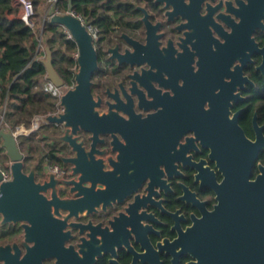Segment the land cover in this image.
Wrapping results in <instances>:
<instances>
[{
  "label": "flooded vegetation",
  "instance_id": "1",
  "mask_svg": "<svg viewBox=\"0 0 264 264\" xmlns=\"http://www.w3.org/2000/svg\"><path fill=\"white\" fill-rule=\"evenodd\" d=\"M123 1L138 15L127 16L126 29L115 20L108 38L100 28L92 94L100 115L113 113V130L96 140L104 151L96 159H103L104 170L116 169L110 159L118 161L115 181L132 191L107 209L66 220L71 236H62V246H53L46 224L34 226L35 240L24 243L26 221L2 224L0 216L8 264H219L209 256L219 243L197 228L239 160H246L251 180L264 171V0ZM139 6L147 9L149 28ZM43 125L54 134L64 130ZM93 135L79 131L86 149ZM42 139L47 149L41 155L24 152V171L36 165L37 181L49 179L51 153L72 155L67 144ZM60 161L63 174L56 177L78 179L72 165ZM59 186L61 197L74 196L72 184ZM228 244L238 250L241 241ZM4 258L0 264H7Z\"/></svg>",
  "mask_w": 264,
  "mask_h": 264
},
{
  "label": "water",
  "instance_id": "2",
  "mask_svg": "<svg viewBox=\"0 0 264 264\" xmlns=\"http://www.w3.org/2000/svg\"><path fill=\"white\" fill-rule=\"evenodd\" d=\"M153 1L164 3L166 0ZM172 3H167L166 6L177 8L175 3ZM138 8L145 12L144 20L149 28L147 9L143 6ZM48 16L50 23L64 26L70 32L79 49L75 85L61 96L58 103L60 111L49 114L46 118L47 123L63 126L61 134H53L50 138L54 142L69 146L71 156L60 152L56 155L64 163L72 165V173L78 175V179L65 180L56 177L52 172L49 179L37 181L36 165L29 173L24 171L26 155L19 145L18 138L11 131L1 129L0 136L13 163L12 178L2 182L0 186V216L3 218L2 224L26 221L23 224L24 243L35 240L34 226L46 224L51 226L49 230L53 234V246H62V236H71V230H64L66 220L78 217L84 210L92 212L98 208L107 209L108 205L122 201L132 189L123 181H115L116 172L119 170L118 161L110 159V164L116 169L104 170L103 159H96L97 152H104L96 148V140L100 133L113 130V113L109 111L100 115L97 109L100 102L95 101L92 94V77L99 67V57L94 37L87 28L89 23L73 13L72 0L69 1L67 12L56 13V5H52ZM158 26L154 27L157 29ZM44 46L45 57L40 60L46 67L48 78L61 86L65 81L54 65L53 50L47 39L44 40ZM130 56L136 58V53ZM81 129L94 134L91 136L94 141L90 149H86L83 142L79 141ZM246 163L245 159L239 160L235 167L238 172L230 174L218 185V203L197 228L209 241L219 243L212 247L210 245L217 250H210L209 255L218 259L219 264H264V171L251 180ZM86 170L93 171L95 176L100 177L89 176V173L86 175ZM88 181L91 186L84 185ZM98 182L106 184V188H97ZM62 183L72 184V198L60 196L59 185ZM70 226L79 228L77 223H71ZM44 231L42 227V233ZM237 239L241 241L238 250L228 244ZM7 247L9 248L8 245ZM2 249L6 248L0 247V258H4L1 256ZM33 249L34 247L28 248L25 256L29 257ZM4 259L8 264V260Z\"/></svg>",
  "mask_w": 264,
  "mask_h": 264
},
{
  "label": "trees",
  "instance_id": "3",
  "mask_svg": "<svg viewBox=\"0 0 264 264\" xmlns=\"http://www.w3.org/2000/svg\"><path fill=\"white\" fill-rule=\"evenodd\" d=\"M36 8L42 0H32ZM70 0H58L56 6L65 12ZM73 10L99 26L104 38H108L115 20L125 28L127 16L135 18L137 9L123 0H72ZM112 12V13H111ZM19 6L13 0H0V108L6 107L5 120L11 126L25 123L31 126L36 115L48 114L56 107L50 94L38 86V78L46 73V67L37 59L33 40V29L18 16ZM44 35L53 50V62L64 78L73 84L77 61L72 52L78 49L73 39L67 38L59 25L48 20L44 25ZM33 45H30V41ZM48 125L23 136L19 145L24 152L33 153L34 145L49 132ZM51 164L61 161L54 154L49 155Z\"/></svg>",
  "mask_w": 264,
  "mask_h": 264
},
{
  "label": "built area",
  "instance_id": "4",
  "mask_svg": "<svg viewBox=\"0 0 264 264\" xmlns=\"http://www.w3.org/2000/svg\"><path fill=\"white\" fill-rule=\"evenodd\" d=\"M57 1L58 0H47L48 8L46 10L47 11L46 17L43 20V29L46 21L49 20V16H48L49 8L52 5H56ZM13 2L15 5L19 6V9H21L20 13H18V16L21 17L26 22V24L33 29V35L36 34L38 29V22H37L38 11L33 1L13 0ZM67 11L68 9L65 12ZM65 12L59 10L56 6V13H65ZM73 13L78 17H80L82 21H86V20L90 21V19L85 18L81 14L75 13L74 10ZM59 26L61 30L65 33L66 37L72 39L70 32L64 26L61 25ZM87 28L90 31V33H92L94 37V41L96 42V40L99 37L100 27L92 22L91 23L89 22ZM45 39L46 36L44 35V37H42L40 40L38 39L39 40L38 45H35L36 50L34 52L37 59H41L42 57H45V46H44ZM78 54H79V49L72 52V56L76 58V61ZM77 68H78V64L75 67V69L77 70ZM74 85H75V81L73 84L64 82L63 85L58 86L51 79L48 78L47 72L45 74L40 75L38 78V86L43 88L45 92L51 95L52 100L56 105L54 110L50 111L48 114L36 115L32 121L31 126H27L25 123H22L17 126H11L5 120L6 107H4L3 109L0 108V130L4 129L7 131H11L18 138V140L20 136H27L33 133L34 131L39 130L43 124L47 123L46 118L49 114H54L60 111V108L58 107V103L60 102L61 96L64 93H66L70 88H72ZM12 163L13 161L10 159L9 155L7 154L4 141L0 136V170L2 172V179L0 180V186L2 182L8 181L12 178V170H11ZM46 167L48 168L49 171L55 173L57 176H61L63 174V170L57 164H47Z\"/></svg>",
  "mask_w": 264,
  "mask_h": 264
},
{
  "label": "rangeland",
  "instance_id": "5",
  "mask_svg": "<svg viewBox=\"0 0 264 264\" xmlns=\"http://www.w3.org/2000/svg\"><path fill=\"white\" fill-rule=\"evenodd\" d=\"M42 6V5H41ZM45 10H47V5H43L42 6V9H41V12L42 13H44V11ZM37 11H39V8L37 7ZM42 21H43V18H42V16H39L38 18H37V22H38V29H37V33L36 34H34V35H36V38L37 39H41L42 38V36H43V34L41 35V30H42V28H43V23H42ZM30 43V45H31V43H32V40L29 42ZM36 50V47L34 46V51ZM46 134H47V132H46ZM23 136H20L19 137V141H21ZM34 146V153L37 155V156H39V155H41L46 149H47V140L45 139V140H43V139H41V140H39L38 142H34V143H32Z\"/></svg>",
  "mask_w": 264,
  "mask_h": 264
},
{
  "label": "crops",
  "instance_id": "6",
  "mask_svg": "<svg viewBox=\"0 0 264 264\" xmlns=\"http://www.w3.org/2000/svg\"><path fill=\"white\" fill-rule=\"evenodd\" d=\"M43 5H47V8H48V4H47V0H42L41 1V3H40V5H38V8H39V11H38V17L39 16H42V18H43V20H44V18L46 17V10L44 11V13H42L41 12V9H42V6ZM20 11H21V9H19V13H20ZM42 23H43V21H42ZM39 27V26H38ZM41 32V35L43 34V36L42 37H44V29L42 28V30L40 31ZM46 36V35H45ZM46 39H47V36H46ZM33 40L36 42L35 43V45H38V43H39V40L36 38V35H33ZM33 42V41H32ZM31 45H33V43H31ZM51 134H54V133H51ZM50 136L51 135H49V134H44V137H48V140L49 141H51V142H53L54 140H52L51 138H50ZM25 153H27V152H25Z\"/></svg>",
  "mask_w": 264,
  "mask_h": 264
}]
</instances>
